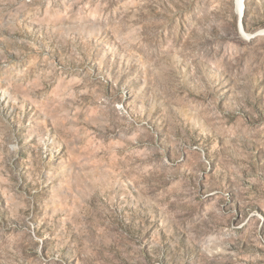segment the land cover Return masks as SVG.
Returning <instances> with one entry per match:
<instances>
[{"label": "rangeland", "instance_id": "rangeland-1", "mask_svg": "<svg viewBox=\"0 0 264 264\" xmlns=\"http://www.w3.org/2000/svg\"><path fill=\"white\" fill-rule=\"evenodd\" d=\"M0 0V264H264V0Z\"/></svg>", "mask_w": 264, "mask_h": 264}, {"label": "bare ground", "instance_id": "bare-ground-1", "mask_svg": "<svg viewBox=\"0 0 264 264\" xmlns=\"http://www.w3.org/2000/svg\"><path fill=\"white\" fill-rule=\"evenodd\" d=\"M239 4L241 5V1L239 0Z\"/></svg>", "mask_w": 264, "mask_h": 264}]
</instances>
